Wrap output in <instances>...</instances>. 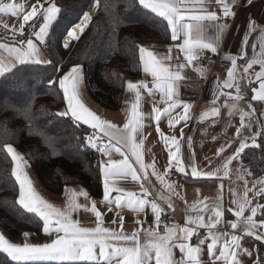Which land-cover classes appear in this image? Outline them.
<instances>
[{
  "label": "snow or ice",
  "instance_id": "snow-or-ice-1",
  "mask_svg": "<svg viewBox=\"0 0 264 264\" xmlns=\"http://www.w3.org/2000/svg\"><path fill=\"white\" fill-rule=\"evenodd\" d=\"M92 2L95 7L101 6V0H92ZM250 2L251 0H249ZM136 3L138 7L155 14L162 21H166V29L170 30L173 41L183 37L182 43L178 47L189 65L198 59L204 50L211 51L214 54L218 52L220 37L228 27L226 23H220V20L235 16L228 0H215V3L220 6L222 16H218L216 11H208L205 6V0H136ZM110 9L109 0H104V10L109 11ZM61 12L62 9L56 0H35V3L31 5V10L27 12L24 11L23 4L14 2V0H0V24L4 28H8L9 25L3 20V16L19 18L22 14L21 33H23L24 26L29 24V21L34 20L38 15L42 17V23L39 25L38 31H34L32 35L35 36L40 44L44 45L47 44L46 38L50 34L55 33ZM91 19L88 14H83L79 22L72 24L65 30L71 41L79 40L85 28L90 24ZM254 24V21L249 20L245 30V37L252 30ZM29 26L36 27V25ZM207 28L215 29L214 39L204 42L200 37ZM193 33L196 34L195 38ZM71 41L65 42L62 47L67 49L70 47ZM247 43L246 38L242 40L238 57L234 58L231 54H226L223 57L224 60L230 61V67L227 70V79L224 80L223 85L221 86L217 83V91L211 101L213 105L216 104L220 95H226L236 102L243 99L236 72L237 59H244ZM2 46L0 45V47ZM137 47L142 70L152 77V81L151 87L143 81L140 83H127V89L135 93V102L131 105L128 120L123 125V131L116 124L102 119L82 102L80 98L82 65H73L69 71L58 79V85L63 91L67 106V111L59 113V115L65 116L70 113L76 121L88 125L96 130L97 133L102 134V137L107 138V143H105L101 135L86 137L88 144L96 147L102 155L111 157V154L115 152L122 157L119 160L109 158L100 165L103 171L102 202L109 205L107 210H113L111 208L113 203L117 209L127 207L135 213H140L146 207H150L154 218L153 223L156 225V229H159L163 208L156 200L147 198L151 195L150 189L141 181L142 179L147 180V169L151 168V174L171 194L179 195V193L175 192V185L165 184L164 177L172 167H175L177 172L187 175L186 166L178 155L180 146L176 137H167L161 133L158 123L161 115L171 116V111L181 105L184 112L182 118L185 120L188 118L189 104L174 99L177 95L176 82L183 78L180 69H183L185 65L183 63L179 64L176 70L170 68L166 62L173 59L170 54L171 49H169L168 55L159 56L143 46ZM261 47L264 49V45ZM9 51L15 53V61L20 65L29 63L36 65L42 63L52 64L50 60L44 61L41 59L40 48L31 38L26 40V48L17 47L9 49ZM176 59L178 60L179 57H176ZM255 64L260 66V71L256 73V80L259 81V84L257 89H253L255 94L252 99L264 101V59H251L243 67V73L248 74ZM56 68L57 66L53 65L54 71ZM14 69L15 63L0 64V77H5L7 74L15 76ZM49 83L55 84L57 81L49 80ZM16 86L26 87L23 80L18 81ZM225 88H235V95L231 92L225 93L223 91ZM141 89L147 90L149 95L159 93L160 102L166 105L163 110L155 106L153 108L158 134L166 146L171 141V145L175 147V151L172 150V147L168 148L169 167L165 169L163 174L156 171L154 160L150 165L144 163L142 154L143 139H137V133L143 128V113L139 110L142 99ZM226 106L229 109V115H232L233 111L237 109V103ZM22 110L26 111V109ZM217 115H219V109L212 107L210 111L204 112L200 119L203 120L206 117ZM245 115L246 113L241 114V127H244ZM177 122V120L169 119V127H174ZM237 134H239V129H237ZM181 138H183L182 130ZM251 139V145L247 143V140L240 142L234 153L225 158L222 165L224 177L229 176V164L231 161L240 157L246 148L264 149V144L256 142L255 135ZM0 150L6 152L12 161L11 177L14 178L19 189L15 203L27 213L38 217V222H42V232L48 237L45 242L33 243L29 240L31 234L25 232L23 233L24 242L16 243L7 239L5 235L0 234V253L6 254V257L16 262V264H153V261L154 264H203L200 259L201 246L207 240L211 241L207 244V255L211 264H217V261L221 262V264H242L238 259V251L246 252L247 250L242 248L241 235L223 233L228 238L221 243L220 235L213 231L221 223L225 215L221 200L212 204L204 201L193 204L189 211L194 212L195 215H188L183 226L165 224L164 234H160L157 230L151 228L145 230L146 236L150 237L151 241L142 245L140 242V231L143 230L144 221L137 220L136 224L141 227L131 233H126L124 231V217L117 214L118 219H114L112 223L118 224L119 230L105 227L104 213L98 210L96 203L93 202L90 211L95 216V227L81 226L80 222L72 216V213L81 207L76 202L75 193H73L65 210L54 207L34 187L33 181L26 171L28 162L25 156L19 153L6 139L0 141ZM223 151L224 149L221 148L217 154L219 155ZM190 168L193 178L215 177L221 171L220 168H217L206 173L201 172L197 170V166L194 164H191ZM141 173L143 176H141ZM128 177L140 184L141 193L139 195L132 192H124L123 189L116 186V178L126 179ZM240 179H243V177H240ZM256 183H259L260 187L256 189V184L254 183L253 188L250 189L247 187V181L245 180L242 196L234 189H229L232 196L231 204L235 205V208H229L227 211L231 212L235 220H227L226 222L231 229L236 230L239 228L243 235L254 236L255 239L264 241V218L255 219L258 210L264 209V205L256 204L249 209V205L252 204V201L248 199L249 192L255 189L254 194L256 196H264V180H259ZM113 192L117 193L114 197L111 195ZM80 195L85 198L88 197L86 191L80 193ZM160 199L165 200L168 208L175 211L170 198L166 199L164 196H160ZM84 210L88 211L89 209L85 208ZM246 210L250 214L245 215ZM206 211L211 213L207 222H205ZM199 229H206L207 235L199 238L201 235ZM194 236L198 238L196 244L191 243ZM174 249L179 250L181 254L179 257L175 255ZM217 249H219L218 253Z\"/></svg>",
  "mask_w": 264,
  "mask_h": 264
},
{
  "label": "crops",
  "instance_id": "crops-1",
  "mask_svg": "<svg viewBox=\"0 0 264 264\" xmlns=\"http://www.w3.org/2000/svg\"><path fill=\"white\" fill-rule=\"evenodd\" d=\"M14 2L23 4L24 11L27 12L31 10V5L35 3V0H14ZM228 2H230L231 10L235 13V16L222 18L220 20V23H226L228 27L220 37L218 52L214 54L211 51L204 50L199 55V57L206 56L214 59L213 63L206 67H200L197 64V59L194 60L191 65H189L184 59L183 53L180 52L178 47V45L182 43L183 37L177 41H172L170 44L140 45L148 50L153 51L159 56L168 55L169 49H171L170 54L173 59L171 61H167L166 63L172 70H176L178 65L181 63L185 65L183 69H180L183 78L176 82L175 88L177 95L174 97V99L187 102L189 104L187 120L182 118L184 116V112L183 106L181 105L174 111H171V116L161 115V119L158 122L161 133L167 137H176L180 146V152L178 155L187 169V175H184L177 172L175 167L171 168L177 173L183 175L186 179L185 182L181 183L172 180L171 169L164 177L165 184L175 185V192L179 193V195L171 194L166 189V187L151 174V168L147 169V180L142 179L141 182L150 189L151 195L147 198L149 200H156V202L160 204V206L163 208V213L168 214L171 218V224L183 226L188 215H195L194 212L189 211L193 204H198L200 201L212 204L218 200H221L222 206L225 209V215L221 220V223L217 225V228L213 230L216 234L220 235V242L222 243L228 238L225 237L223 233L241 235L242 248L246 249L247 251H238V259L242 262V264H264V241L257 240L254 236L243 235L239 228L233 230L226 222L227 220H235V217L231 214V212L227 211L229 208H235V205L231 204L232 196L229 189H234L240 196H242L245 180L247 181L248 188H253V184L255 183L256 189H258L260 185L256 182L259 180H264V176L252 178L241 168L239 157L234 158L229 164L228 177L223 176L222 169L225 158L234 153V151L238 148L239 143L247 140V143L251 145V138L254 135L257 142L258 136L262 129L259 118L264 120V101H256L252 99V96L255 94L253 89H257L259 84V81L256 80V73L260 71V66L259 64L253 65V68L249 70L248 74L243 73V67L246 66V63L250 62L253 58H256L257 60L264 59V49L261 47L264 45V0H251L250 3L249 0H228ZM205 6L207 7L208 11H216L218 16H222L220 6L215 3V0H205ZM95 10L96 9H94L93 12ZM2 18L9 25V27L4 28L3 25L0 24V30L6 31L8 33L4 35L7 37L0 36L2 38H8L9 36L12 38L17 37V39H22L19 41L23 43L0 39V45H3L0 47V64L15 63V67L19 66L20 64L15 61V53L10 52L9 49H14L17 47L26 48V40L28 38H31L33 42L36 43L40 48L41 59L44 61L50 60L46 48L43 47V44H40L36 40L35 36H33L32 33L28 31V25L35 19L29 21V24L24 26L23 33H21L20 25L23 23L22 14L19 18L11 16H3ZM249 20L254 21L255 24L252 30L248 33L247 37H245V30L248 26ZM36 31H38V29ZM214 32L215 29L207 28L200 39L204 42H208L214 39ZM195 36L196 34L193 33L194 38ZM245 38L248 41L245 48L246 55L244 56V59H237L236 72L237 82L241 86L243 99L236 102L226 95H220L216 101V104L213 105L211 101L213 100L217 91V83H219L221 86L223 85L224 80L227 79V70L230 67V61L224 60L223 57L226 54H231L234 58L238 57L242 40ZM176 57H179V59L177 60ZM81 75L82 83L80 87V98L82 102L102 119L116 124L121 131H123L124 123H126L128 120L131 105L135 102V93L127 89V83H140L143 81L148 83L149 87H151L152 81V77L149 74L143 72L141 65V77L138 79L127 80L126 82L121 107L117 111H110L99 106L89 96L84 83L83 70ZM186 80H205L206 82L203 86L188 87L182 85V82ZM223 91L225 93L231 92L233 95H235V88H225ZM246 93H249L251 96L250 99H245ZM141 97L142 99L139 110L143 113V128L137 133V139H143V161L146 165H150L154 160L156 171L163 174L165 169L169 167L168 148L172 147V150L175 151V147L171 145V141H169L168 145L166 146L164 141L161 139V136L158 134L157 121L154 118L155 113L153 112V108L155 106L156 108L163 110L166 105L160 102L161 97L159 93H156L155 95H149L147 90L141 89ZM232 103H237V109L233 111L232 115H229V109L226 105H231ZM254 103H259V111L254 110L252 106ZM249 105H251V107H249ZM212 107H217L219 109V115L206 117L201 120V115L206 111H210ZM65 111H67V106L66 101L64 100L62 112ZM242 113H246L243 121L244 127H241ZM66 116L71 122L80 124L87 129H92L88 125L76 121L70 113ZM169 119L177 120L178 122L175 123L174 127L170 128L168 123ZM237 129H239V134H237ZM181 130L183 132V138H181ZM95 135H101L102 137V134L97 132ZM102 139L105 143H107V138L102 137ZM221 148H223L224 151L218 155L217 152ZM109 158L113 160L122 159V157H120L119 154L115 152L111 154V157H106L101 154V163L106 162ZM191 164L197 166L198 171L205 173L213 171L217 168H220L221 171L215 177L193 178L191 176ZM26 171L33 181L37 192L47 202L60 210H65L67 208L69 200L72 198L73 193H75L76 202L81 207L74 211L72 216L74 219L80 222L81 226L90 228L95 227V216L90 211L92 203L95 202L97 209L104 213L103 218L105 221V227L119 230L118 224L112 223L114 219H118L117 214L124 217V231L126 233H131L132 231L141 227L140 225L136 224L137 220L144 221L143 230L140 231V242L142 245H145L151 241V238L146 236L145 230L151 228L157 230L160 234H164V231L160 232L159 229H156V225L153 223L154 218L150 207H146L145 210L140 213H135L127 207H124L123 209H117L116 205L113 203L111 205L113 210L108 211L107 209L109 205L102 202V198H93L84 188L80 186H68L64 189L62 195H52L46 192L39 184L29 166L26 168ZM141 176H143L142 173ZM240 177H243V179H240ZM101 178L103 181L102 168ZM115 183L116 186L123 189L124 192H132L136 193L137 195L141 193L140 184L133 181L131 177L126 179L116 178ZM85 191L88 193L87 198L80 195V193ZM254 192L255 189L248 193V199L252 201V204L249 205V209L250 207H254L256 204L264 205V196H256ZM111 195L114 197L117 195V193L113 192ZM160 196H164L166 199L170 198L174 205L175 211L168 208L167 203L165 200H161ZM85 208L89 210L85 211ZM248 214H250V212L246 210L245 215ZM261 214L264 216V209L258 210L257 216ZM209 215H211V213L206 211L205 222H207ZM255 219L259 220L258 218ZM201 231L207 232L206 229H199V232ZM0 234L5 235L7 239L16 243H23L25 239L23 235L11 237L1 229ZM29 240L33 243H42L47 241L48 237L42 232L40 235L31 234ZM210 242V240H207L206 243L201 246L202 253L200 255V259L203 264H211L207 255V244ZM173 251L177 257L181 255L178 249H174ZM218 251L219 249H217V253ZM217 264H221V262L217 261Z\"/></svg>",
  "mask_w": 264,
  "mask_h": 264
},
{
  "label": "trees",
  "instance_id": "trees-1",
  "mask_svg": "<svg viewBox=\"0 0 264 264\" xmlns=\"http://www.w3.org/2000/svg\"><path fill=\"white\" fill-rule=\"evenodd\" d=\"M62 9L55 33L47 37L52 64L15 67V76L0 78V141L7 140L25 156L43 189L60 196L68 186H80L95 199L103 197L101 153L88 144V129L71 122L62 113L64 100L58 79L73 65H82L89 96L102 108L117 111L123 102L127 80L141 77L138 47L141 44H170L166 21L137 6L136 0H104L90 15L83 35L70 47H62L66 29L79 22L93 5L92 0H56ZM38 15L29 25L33 33L41 24ZM1 36H3L0 33ZM21 43L17 37L2 38ZM7 37V36H3ZM45 45L43 44V47ZM53 65L57 66L54 71ZM23 80L26 87H18ZM49 80L57 81L50 84ZM249 93L245 99H250ZM259 103L254 110L259 111ZM26 109V111L22 110ZM257 143L264 144V120ZM241 168L252 178L264 176V149L248 147L239 157ZM12 161L0 150V229L11 237L23 233L40 235L42 222L20 208L15 200L18 185L11 177ZM263 214L256 218L261 219ZM262 216V217H261ZM0 264H16L0 253Z\"/></svg>",
  "mask_w": 264,
  "mask_h": 264
},
{
  "label": "built area",
  "instance_id": "built-area-1",
  "mask_svg": "<svg viewBox=\"0 0 264 264\" xmlns=\"http://www.w3.org/2000/svg\"><path fill=\"white\" fill-rule=\"evenodd\" d=\"M0 33L4 36L6 34H8L6 31H1ZM45 48L47 47V44L44 46ZM214 61V59L206 57V56H201L197 59V64L200 67H206L209 64H212ZM205 80H198V81H192V80H186L182 82V85L184 86H188V87H199V86H203L205 84ZM96 134V130L94 129H88V135L89 136H93ZM171 179L177 182H185V177L179 173H177L174 169H171ZM172 220L169 217L168 214L166 213H162L161 215V222H160V226H159V231L163 232L164 231V226L165 224H171ZM200 237L199 238H203L204 236H206L207 232L206 231H201L200 232ZM198 242V238L196 236L193 237L191 243L196 244Z\"/></svg>",
  "mask_w": 264,
  "mask_h": 264
},
{
  "label": "bare ground",
  "instance_id": "bare-ground-1",
  "mask_svg": "<svg viewBox=\"0 0 264 264\" xmlns=\"http://www.w3.org/2000/svg\"><path fill=\"white\" fill-rule=\"evenodd\" d=\"M94 9H95V6L92 5L90 11L92 12ZM87 27H88V26H87ZM64 41H65V42H67V41H71V38L68 37V36L66 35L65 38H64ZM71 42H73V41H71Z\"/></svg>",
  "mask_w": 264,
  "mask_h": 264
},
{
  "label": "water",
  "instance_id": "water-1",
  "mask_svg": "<svg viewBox=\"0 0 264 264\" xmlns=\"http://www.w3.org/2000/svg\"><path fill=\"white\" fill-rule=\"evenodd\" d=\"M92 7V6H91ZM91 7H90V9H91ZM90 9H89V11L86 13V14H91V13H93V11L92 12H90ZM90 16V15H89Z\"/></svg>",
  "mask_w": 264,
  "mask_h": 264
},
{
  "label": "rangeland",
  "instance_id": "rangeland-1",
  "mask_svg": "<svg viewBox=\"0 0 264 264\" xmlns=\"http://www.w3.org/2000/svg\"><path fill=\"white\" fill-rule=\"evenodd\" d=\"M90 12H91V11H90ZM91 14H92V13H91ZM91 14H89V15H91ZM64 38H65V37H64ZM75 42H76V41H73V42H71V44H72V43H75ZM63 43H65V41H64V40H63Z\"/></svg>",
  "mask_w": 264,
  "mask_h": 264
}]
</instances>
